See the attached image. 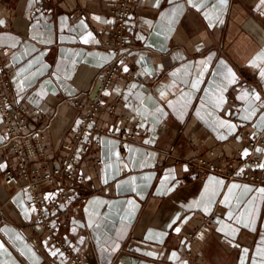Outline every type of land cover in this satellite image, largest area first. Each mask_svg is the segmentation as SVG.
Instances as JSON below:
<instances>
[{"label":"crops","instance_id":"obj_1","mask_svg":"<svg viewBox=\"0 0 264 264\" xmlns=\"http://www.w3.org/2000/svg\"><path fill=\"white\" fill-rule=\"evenodd\" d=\"M114 2L60 0L54 15L42 0H0V54L16 99L45 114L36 125L56 154L78 121L73 98L93 96L112 57L99 45ZM132 23L137 48L128 66L143 80L99 120L121 129L140 119L144 130L125 148L106 137L101 164L92 153L83 158L82 195L63 205L57 225L92 264H264V191L217 174L197 177L171 160L158 164L177 128L186 156L194 147L248 153L239 133L264 131V3L137 0ZM14 163L0 118V169ZM207 215L214 216L208 225ZM0 264H71L36 222L27 192L1 179Z\"/></svg>","mask_w":264,"mask_h":264},{"label":"built area","instance_id":"obj_2","mask_svg":"<svg viewBox=\"0 0 264 264\" xmlns=\"http://www.w3.org/2000/svg\"><path fill=\"white\" fill-rule=\"evenodd\" d=\"M60 0H42L43 4L58 13ZM137 0H115L107 18L108 36L102 40L100 48L110 51L111 59L103 65L102 74L95 87L93 96L84 100L74 97L73 105L78 109V121L59 144L60 153L51 148L47 132L36 123L45 114L37 107H30L25 101L16 99L18 86L12 77L7 58L0 54V118L6 134V143L15 158V163L3 170L0 179L3 185L15 191H26L29 202L34 208V217L55 248L71 264H92L91 255L78 248L56 223V215L65 203L74 202L82 195L86 183L82 174L83 158L92 153L98 164L103 162L100 151L106 137L120 141L125 148L129 143L138 141L144 130L142 120L135 121L133 127L117 128L100 122L104 111L115 114L123 103L129 90L143 80L139 71L129 65L133 50V14ZM118 81H124L121 92L107 103L110 90ZM121 118L122 115H117ZM181 128L169 132L172 145L162 149L163 157L158 164L168 160L184 164L197 177L217 174L227 180H243L254 184L264 191V155L250 154L254 150L264 149V131L244 130L238 137L249 150H234L223 156L216 147L200 152L194 147V154H182L178 146ZM55 154L58 160L55 161ZM212 156L218 159H213ZM54 158V159H53ZM82 216V214H80ZM214 216H204L205 224L212 222ZM194 237V231L189 233ZM37 243L39 237H32Z\"/></svg>","mask_w":264,"mask_h":264},{"label":"snow or ice","instance_id":"obj_3","mask_svg":"<svg viewBox=\"0 0 264 264\" xmlns=\"http://www.w3.org/2000/svg\"><path fill=\"white\" fill-rule=\"evenodd\" d=\"M189 2L191 3L192 2V0H189ZM261 2L262 3H264V0H261ZM193 6L195 7L196 5L195 4H193ZM259 97H257V99H258ZM177 231H179V229H177Z\"/></svg>","mask_w":264,"mask_h":264}]
</instances>
